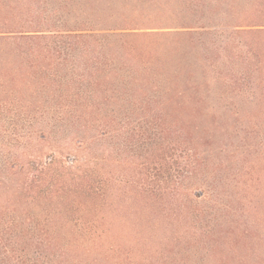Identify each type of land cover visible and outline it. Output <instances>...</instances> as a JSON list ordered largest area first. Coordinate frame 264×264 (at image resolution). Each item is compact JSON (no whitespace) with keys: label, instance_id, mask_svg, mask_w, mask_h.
<instances>
[{"label":"trees","instance_id":"trees-1","mask_svg":"<svg viewBox=\"0 0 264 264\" xmlns=\"http://www.w3.org/2000/svg\"><path fill=\"white\" fill-rule=\"evenodd\" d=\"M173 100L264 118V0H0V264H264V152Z\"/></svg>","mask_w":264,"mask_h":264},{"label":"rangeland","instance_id":"rangeland-1","mask_svg":"<svg viewBox=\"0 0 264 264\" xmlns=\"http://www.w3.org/2000/svg\"><path fill=\"white\" fill-rule=\"evenodd\" d=\"M41 103L44 100L40 101ZM169 108L165 109L164 114L168 115V123L171 125V130L176 126L182 128L184 136L187 139H193V141L198 140L200 137H204L201 140L202 149L206 148L213 152V160H218L219 162L216 167L221 166L222 160H230L228 164L222 166L224 172L222 173V180L227 182L231 181L232 175L237 172L238 165H245L251 160H253L255 155H244L243 160H247L245 163L240 162L241 158V148L237 147L244 144V140L254 145V148L258 146V150L262 153L261 143L264 141V118L257 120L254 117L252 120L256 121L255 125L253 123H248V118H240L238 115L233 114L231 111L227 112V109H235V106H240L245 108L246 112H250V102L249 100H173ZM40 103V104H41ZM163 113V112H162ZM156 115V114H155ZM159 115V114H158ZM35 116H39L35 114ZM160 116V115H159ZM152 121V120H150ZM143 126L146 124L143 122ZM257 127L256 134H250L252 127ZM23 132V130H21ZM150 134V129L144 132L143 138H146ZM173 136V135H172ZM175 136V135H174ZM175 138V137H174ZM136 145H132L131 150H136L138 154H141V150L137 148L141 140L135 139ZM232 152V154H230ZM236 154V155H235ZM259 160V159H258ZM255 162L264 163V158ZM134 175V174H133ZM237 239L235 245L238 246L237 251L240 247L245 244V239L234 236ZM254 241V240H253ZM250 238L248 246L250 245L254 248V242ZM223 256L227 260L231 259L227 255ZM197 257H201V252L197 253ZM232 260V259H231ZM249 261V260H248Z\"/></svg>","mask_w":264,"mask_h":264}]
</instances>
